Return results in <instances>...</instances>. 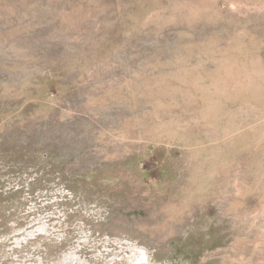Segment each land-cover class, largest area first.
<instances>
[{
    "label": "rangeland",
    "instance_id": "1",
    "mask_svg": "<svg viewBox=\"0 0 264 264\" xmlns=\"http://www.w3.org/2000/svg\"><path fill=\"white\" fill-rule=\"evenodd\" d=\"M70 256L264 264V0H0V264Z\"/></svg>",
    "mask_w": 264,
    "mask_h": 264
},
{
    "label": "bare ground",
    "instance_id": "2",
    "mask_svg": "<svg viewBox=\"0 0 264 264\" xmlns=\"http://www.w3.org/2000/svg\"><path fill=\"white\" fill-rule=\"evenodd\" d=\"M75 258V257H74ZM73 256H70V258H68L67 260H65V263L67 262V261H69V263H66V264H73ZM72 259V260H71ZM64 263V264H65ZM63 264V263H62ZM78 264H81V262H78Z\"/></svg>",
    "mask_w": 264,
    "mask_h": 264
}]
</instances>
